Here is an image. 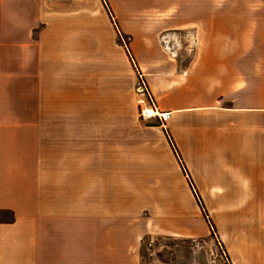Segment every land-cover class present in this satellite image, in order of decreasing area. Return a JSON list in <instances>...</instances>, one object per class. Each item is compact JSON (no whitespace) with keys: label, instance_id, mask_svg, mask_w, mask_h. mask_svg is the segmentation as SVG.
Returning a JSON list of instances; mask_svg holds the SVG:
<instances>
[{"label":"rangeland","instance_id":"rangeland-1","mask_svg":"<svg viewBox=\"0 0 264 264\" xmlns=\"http://www.w3.org/2000/svg\"><path fill=\"white\" fill-rule=\"evenodd\" d=\"M57 1L63 12L55 20L48 14L41 21L48 26L47 38L42 46H30L25 52L31 60H17L14 67L0 63L9 72L14 68L8 91H14L16 116L49 123L29 126L25 134L16 135L20 161L36 168L42 150L50 156L76 150L80 167L93 168L105 201L126 203L132 217L125 222H95L99 236L94 264H124V259L111 263L103 258L110 252L104 231L112 239L122 236L114 258L131 249L135 257L138 241L142 264H168L173 258L174 264H230L226 247L214 235L191 240L189 249L170 234L183 227L195 237L207 231L196 194L210 220L220 227L232 207L215 205L216 199L232 196L234 181L231 173L224 172L230 165L215 167L207 149L192 150L185 142L190 138L184 137L170 111L207 102L264 107V28L259 30V44L249 51L254 60L223 61L244 55L246 48L222 45L226 40L214 34L216 24L222 28L215 14H207L208 23L200 27L186 25L184 14L176 11H181L183 0ZM216 2L230 0H207V5ZM257 5L261 7L262 0L252 3ZM250 16L263 21L261 13ZM29 91L30 103L24 94ZM37 91L38 110L33 107ZM141 100L169 117L142 118ZM56 119L64 121H57L64 123L59 140L54 135L55 128H61ZM66 119L77 123L73 138L65 133ZM67 160L69 165L74 156ZM259 176L263 182L264 174ZM78 178L83 180L81 174ZM255 194L261 196L263 191ZM243 208L264 212V206ZM12 218L10 212H0V222ZM126 236L133 248H125Z\"/></svg>","mask_w":264,"mask_h":264},{"label":"crops","instance_id":"crops-1","mask_svg":"<svg viewBox=\"0 0 264 264\" xmlns=\"http://www.w3.org/2000/svg\"><path fill=\"white\" fill-rule=\"evenodd\" d=\"M257 1L261 0H230V3L216 2L210 6L207 0H183L181 11H176L184 14L186 25L199 27L208 23L207 14H215V22L220 23L222 28L219 29L216 24L214 34L216 37L220 34L226 40L222 45L242 46L247 51L244 55L230 59L224 57L222 60L250 61L254 60V54L249 51L259 44L262 34L259 30L264 28V0L261 7L252 6ZM57 3V0H0V63H7V66L10 63L14 67L17 60H31V55L25 52L30 51V46H42L47 38L48 26L41 25V21H46L48 14L53 15L50 20H55L57 14L63 12ZM254 13L263 14V21L250 16ZM36 59L43 61L42 57ZM1 66L0 212H10L13 218L0 222V264H94L95 239L99 236L95 222H125L132 217L127 215L126 203L105 201L100 192L102 184L95 182L93 168L80 167L76 150L64 149L56 156L47 155L48 150H42V160L36 168L20 161L23 156L15 150V143L19 141L16 135L25 134L29 126L49 123L47 119L29 120L16 116L14 91H8L9 80L14 81V68L9 72L5 64ZM38 93L33 106L37 110ZM24 94L28 95L30 103V91ZM10 96L12 102L9 101ZM170 112L173 118H178L176 120L185 133L184 137L190 138L185 142L192 150L207 149L214 158L215 167L230 165L224 172L234 176L231 177L234 180L230 187L232 196L217 198L215 205L232 208L224 213L226 219L220 227L211 220L216 230L214 236L226 247L230 264H264V212L243 208L264 206V181L259 176L264 174V107L239 104L216 106L207 102L199 105L189 103ZM54 121L56 126L61 125L54 130L55 138L63 139L64 123L60 122L64 121ZM76 124L75 119H66V135L75 136L73 126ZM68 156L71 159L74 156V162L71 160L69 165ZM80 174L82 181L78 178ZM255 190H262V197L256 196ZM205 225L207 231L198 237L185 227L177 231L173 229L170 234L176 240L181 238L190 249L191 240L203 241L205 235L210 236L211 229L206 221ZM101 234L105 238L103 241H109L106 249L110 252L103 253L106 261L113 263L116 259H124V264H142L139 256L141 243L137 241L133 248L126 236L125 248H133L135 257L131 249L126 256L120 254L114 258L113 254L122 247V236L117 240L112 239L108 231ZM227 235L231 236V241H228ZM174 260L168 264H174Z\"/></svg>","mask_w":264,"mask_h":264},{"label":"built area","instance_id":"built-area-1","mask_svg":"<svg viewBox=\"0 0 264 264\" xmlns=\"http://www.w3.org/2000/svg\"><path fill=\"white\" fill-rule=\"evenodd\" d=\"M146 101V100H145ZM142 103L141 104V117L146 119V118H155V117H158L159 119L164 118L165 117H169V114L168 113H162V116L157 114V115H154L153 114V111L156 112L157 109H155L151 104L149 103H145L144 100H141ZM149 111H151V113H149ZM165 114V115H164Z\"/></svg>","mask_w":264,"mask_h":264},{"label":"trees","instance_id":"trees-1","mask_svg":"<svg viewBox=\"0 0 264 264\" xmlns=\"http://www.w3.org/2000/svg\"><path fill=\"white\" fill-rule=\"evenodd\" d=\"M190 186H192L191 183H190ZM195 196H196V199H198L197 205H198V207L200 208V210H201V212H202V214H203V217H204L206 223L208 224V226H209L210 229H211V234L214 235V233H215V231H216V230H215V226H214V224L212 223V221L210 220V218L208 217V214L206 213V211H205V209H204V207H203V204H202V202L200 201V199H199V197L197 196V194H196Z\"/></svg>","mask_w":264,"mask_h":264},{"label":"bare ground","instance_id":"bare-ground-1","mask_svg":"<svg viewBox=\"0 0 264 264\" xmlns=\"http://www.w3.org/2000/svg\"><path fill=\"white\" fill-rule=\"evenodd\" d=\"M149 113H151V111H149ZM153 114H154V115H157V114H159V115H161V116H162V113H160L158 110H157L156 112H154V111H153ZM164 115H165V114H164Z\"/></svg>","mask_w":264,"mask_h":264}]
</instances>
